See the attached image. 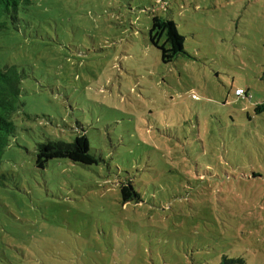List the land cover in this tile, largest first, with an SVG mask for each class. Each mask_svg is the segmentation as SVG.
Here are the masks:
<instances>
[{
  "label": "rangeland",
  "instance_id": "1",
  "mask_svg": "<svg viewBox=\"0 0 264 264\" xmlns=\"http://www.w3.org/2000/svg\"><path fill=\"white\" fill-rule=\"evenodd\" d=\"M33 2L0 30V65L26 76L0 264H264V0ZM154 15L188 55L162 61ZM83 133L98 164L36 166L38 143ZM234 174L247 183L230 189ZM125 181L140 201L123 202Z\"/></svg>",
  "mask_w": 264,
  "mask_h": 264
},
{
  "label": "trees",
  "instance_id": "2",
  "mask_svg": "<svg viewBox=\"0 0 264 264\" xmlns=\"http://www.w3.org/2000/svg\"><path fill=\"white\" fill-rule=\"evenodd\" d=\"M33 0H0V30H12L17 27L26 13L33 5ZM151 42L161 51L162 61L170 63L181 55H188L185 50L186 37L180 33L174 19L162 15H154L149 30ZM25 72L17 65H0V167L3 154L10 145L16 134V122L14 116L23 106L21 100L22 84L25 79ZM246 97L250 96L248 89ZM256 111L264 110V103L256 105ZM68 158L75 163L82 165L98 164L101 158L91 152L90 142L85 133L76 136L73 142L48 139L37 145L36 166L44 169L51 159ZM222 181L230 189L247 183L242 174H234L232 179ZM123 202L141 200V194L132 182L120 183ZM217 264H245L241 257L233 258L223 255Z\"/></svg>",
  "mask_w": 264,
  "mask_h": 264
},
{
  "label": "built area",
  "instance_id": "3",
  "mask_svg": "<svg viewBox=\"0 0 264 264\" xmlns=\"http://www.w3.org/2000/svg\"><path fill=\"white\" fill-rule=\"evenodd\" d=\"M235 94L237 95V96H239V97H246V90L244 89V88H241V87H239V88H237L236 90H235ZM194 97H196L195 95H194ZM249 97H251V95L249 96Z\"/></svg>",
  "mask_w": 264,
  "mask_h": 264
}]
</instances>
